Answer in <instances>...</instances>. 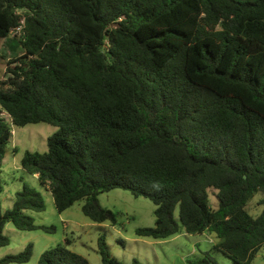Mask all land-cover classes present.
<instances>
[{"label":"trees","instance_id":"16d2710c","mask_svg":"<svg viewBox=\"0 0 264 264\" xmlns=\"http://www.w3.org/2000/svg\"><path fill=\"white\" fill-rule=\"evenodd\" d=\"M15 30L23 54L0 81V165L11 124L52 125L48 151L24 152L20 166L57 212L82 200L89 220L115 224L97 197L119 188L155 206L137 236L208 232L234 264L252 262L264 245V207L246 210L264 194V0H0V39ZM43 209L25 185L10 209L0 203V247L9 222L53 230L23 213ZM97 252L122 264L102 237ZM37 264L89 263L57 246ZM189 264L216 263L204 253Z\"/></svg>","mask_w":264,"mask_h":264},{"label":"rangeland","instance_id":"374dc122","mask_svg":"<svg viewBox=\"0 0 264 264\" xmlns=\"http://www.w3.org/2000/svg\"><path fill=\"white\" fill-rule=\"evenodd\" d=\"M246 1V0H240ZM21 33L17 30L5 39H0V81L9 76L8 68L19 66L15 60L23 54L17 41ZM11 138L5 147V155L0 165V203L2 212L12 207L14 196L23 185L39 192L44 202L41 212L24 211L33 219L35 225L52 227L53 230L21 231L11 222L6 223L3 235L8 239L6 246L0 247V260L16 255L31 246V257L23 264H37L41 254L48 249L63 246L85 258L89 264H102L97 252L99 237L105 240L108 252L122 264H189L209 253L216 264H234L216 248L217 239L213 234L188 235L183 231L166 239L155 240L135 234L139 228H152L155 224L154 204L143 197H134L129 191L113 189L98 195L97 200L103 209L116 215V222L94 223L81 211L83 201L74 203L65 211H56L49 191L42 187L34 175L22 170L20 161L24 152L43 154L48 151L47 138L56 131V127L46 124L10 125ZM209 190V202L213 209L217 200ZM264 194L253 196L246 210L257 217L263 210ZM178 220V208L174 211ZM179 221V220H178ZM15 264V263H10ZM250 264H264V245L258 250Z\"/></svg>","mask_w":264,"mask_h":264},{"label":"crops","instance_id":"0c3cea01","mask_svg":"<svg viewBox=\"0 0 264 264\" xmlns=\"http://www.w3.org/2000/svg\"><path fill=\"white\" fill-rule=\"evenodd\" d=\"M35 177H37L36 175H34Z\"/></svg>","mask_w":264,"mask_h":264}]
</instances>
